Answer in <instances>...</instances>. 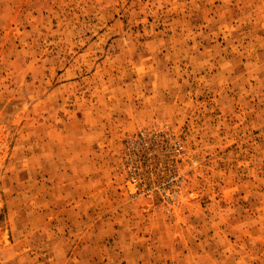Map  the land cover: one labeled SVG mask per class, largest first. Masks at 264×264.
Returning a JSON list of instances; mask_svg holds the SVG:
<instances>
[{
	"label": "rangeland",
	"instance_id": "obj_1",
	"mask_svg": "<svg viewBox=\"0 0 264 264\" xmlns=\"http://www.w3.org/2000/svg\"><path fill=\"white\" fill-rule=\"evenodd\" d=\"M0 264H264V0H0Z\"/></svg>",
	"mask_w": 264,
	"mask_h": 264
}]
</instances>
